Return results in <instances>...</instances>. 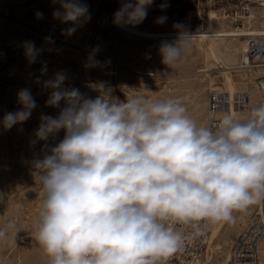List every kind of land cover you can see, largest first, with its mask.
Returning a JSON list of instances; mask_svg holds the SVG:
<instances>
[{
	"label": "clouds",
	"instance_id": "9594fccd",
	"mask_svg": "<svg viewBox=\"0 0 264 264\" xmlns=\"http://www.w3.org/2000/svg\"><path fill=\"white\" fill-rule=\"evenodd\" d=\"M59 3L53 17L71 25L63 35L71 36L91 19L80 0ZM152 3H123L114 24H141ZM35 15L43 18L42 12ZM166 20L161 16L156 22ZM173 27L176 40L162 42L158 50L168 69L183 61L194 37L179 22ZM45 41L54 43L51 37ZM22 46L34 63L42 49L32 41ZM98 50H92L85 68L100 65ZM46 71L45 64L41 73ZM66 78L58 72L43 82L51 90L46 105L58 108L63 101L65 106L55 118L40 117L31 141L65 131L50 154L31 164L43 192L33 238L49 264H165L183 247L177 225L235 223L234 213L264 201V104L252 108L246 120L226 113L214 127L198 126L179 98L120 101L100 85V95L91 99L63 87ZM17 96L22 109L4 115L5 130L27 121L37 107L29 89ZM18 232L17 220L8 219L0 226V241Z\"/></svg>",
	"mask_w": 264,
	"mask_h": 264
},
{
	"label": "rangeland",
	"instance_id": "374dc122",
	"mask_svg": "<svg viewBox=\"0 0 264 264\" xmlns=\"http://www.w3.org/2000/svg\"><path fill=\"white\" fill-rule=\"evenodd\" d=\"M80 2L88 5L91 19L71 36H65L62 30L71 25L53 17V12L60 8L59 0H0V195L4 196V202L0 203V226L15 218L19 228L17 234L9 233L0 241V264H49V258L33 238L43 192L33 180L31 164L34 159L50 154V149L64 138L65 131L61 129L48 141H37L34 145L31 141L41 123L40 117L55 118L65 106L63 101L58 108L46 105L51 90L43 88V82L56 73H66L63 87L77 88L86 98L95 99L100 95L97 90L100 85L120 101L133 96L150 100L179 98L198 126H207V96L211 87L246 91L251 95V105L236 110L234 118L241 121L247 119L252 108L264 104L256 86L262 80L259 75L263 71L236 67L240 65L249 36L193 37L183 61L168 69L161 63L159 46L177 37L137 36L114 24V13L129 0ZM161 4L167 7L162 9ZM239 4L240 0H153L146 18L136 27L154 32L177 31L173 25L179 22L193 32L202 30L201 27L205 30L264 29V12H239L235 18L227 15ZM38 11L43 13L42 19H37ZM161 16L167 20L158 24L157 18ZM45 37H51L54 43L46 42ZM25 41H32L37 49H42L34 63L29 64L25 57L22 46ZM210 46L219 47L218 56L225 65L228 61L220 51L229 47L236 63H229L232 66L229 68L218 67L222 63H216ZM97 47L95 59L100 65L85 68L89 55ZM45 64L47 71L42 74ZM228 75L233 82L232 90ZM25 88L31 91L37 107L27 121L5 130L3 117L22 109L17 94ZM258 206L234 213L235 223H223L212 245L208 242L200 264H225L240 227ZM214 225L211 223L210 237Z\"/></svg>",
	"mask_w": 264,
	"mask_h": 264
},
{
	"label": "built area",
	"instance_id": "2783aa9c",
	"mask_svg": "<svg viewBox=\"0 0 264 264\" xmlns=\"http://www.w3.org/2000/svg\"><path fill=\"white\" fill-rule=\"evenodd\" d=\"M246 11L263 12L264 0H240L238 8L227 15L235 18L239 12ZM240 65L253 70L258 66L264 67V34H256L249 38ZM259 76H262V84L256 86L264 102V70ZM250 105V94L246 91L230 93L222 87H213L207 96V127H214L232 108L246 109ZM176 227L185 237L183 247L168 258L165 264H199L207 250L211 222H201L198 228L183 225ZM263 241L264 201L240 227L230 246L225 264H263L261 258Z\"/></svg>",
	"mask_w": 264,
	"mask_h": 264
},
{
	"label": "bare ground",
	"instance_id": "6f19581e",
	"mask_svg": "<svg viewBox=\"0 0 264 264\" xmlns=\"http://www.w3.org/2000/svg\"><path fill=\"white\" fill-rule=\"evenodd\" d=\"M119 27L122 28V30H125V31H127V32H129L131 34L137 35V36H144V37H177V31L154 32V31L142 30V29H140V28H138L136 26L135 27H132V26H119ZM188 32H189V34L194 35V37H199V38H202V39L203 38H207V37L223 38L224 36H230V37L231 36H244V37L245 36H247V37L249 36V38H250L251 36L256 35V34H264V29H262V30H254V29H248V30H245V29H228V30H223V29L219 30V29H217V30H212V29H210V30H205V29H202V30H197L195 32H193V31H188ZM210 47H211L213 55L217 58L216 63H222L218 67L229 68V67H232V66H228L229 63L230 64L231 63H236L235 56L231 52L233 50L230 51L229 47L225 48L224 51H220L222 53V55L225 57V59L228 61L227 62L228 65H225L222 62V60H220V57L218 56L219 47L218 46H215V47L214 46H210ZM243 49H244V47H243ZM113 67H115V66H113ZM236 67H239V68L243 67L244 68V66H241V65H237ZM245 69L253 70L252 68H249V67L245 68ZM200 70H207V69H200ZM255 70H262L263 71L264 67H261V66L255 67ZM136 72H140V73L147 74V75L153 74V73H151L149 71H139V70H137ZM227 82H228L230 90H232L233 82H232V80H231L229 75L227 76ZM259 83L262 84V80ZM212 88L213 87H211V89ZM230 93H233V92H230ZM250 99H251V95H250ZM228 113H230L231 115H233V117H235L236 109L232 108ZM222 224L223 223H215V225L213 226L210 240H208V242L210 241L209 246L212 245V243H211L212 239L218 235ZM230 235L231 234L229 233L228 237ZM221 247L222 246L217 245V248H221ZM0 258H2V257H0ZM261 258H262V261H263V264H264V241L262 243V256H261Z\"/></svg>",
	"mask_w": 264,
	"mask_h": 264
}]
</instances>
